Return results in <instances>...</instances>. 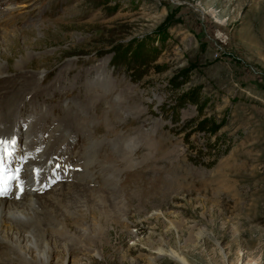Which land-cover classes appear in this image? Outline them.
<instances>
[{
	"label": "rangeland",
	"instance_id": "rangeland-1",
	"mask_svg": "<svg viewBox=\"0 0 264 264\" xmlns=\"http://www.w3.org/2000/svg\"><path fill=\"white\" fill-rule=\"evenodd\" d=\"M10 7L0 69L22 63L47 88L24 91L14 112L73 168L40 196L80 223L66 227L80 246L53 264H182L157 249L187 264H264V0ZM104 76L107 95L93 84Z\"/></svg>",
	"mask_w": 264,
	"mask_h": 264
},
{
	"label": "bare ground",
	"instance_id": "bare-ground-1",
	"mask_svg": "<svg viewBox=\"0 0 264 264\" xmlns=\"http://www.w3.org/2000/svg\"><path fill=\"white\" fill-rule=\"evenodd\" d=\"M23 66L24 64L17 63L14 67L16 71V74L14 75H8L9 70H3L4 68L2 67V69H0V104L3 107V113L0 115V125L4 124L5 128L8 127L7 131L9 132L11 126L15 123V120L13 119L14 106L16 102H20V99L24 96V91H35L33 94L38 97L41 96V94H44L47 89L45 87L44 90H42V87V89L37 90L36 88L41 85L43 80L39 79L34 74H27L24 71L25 68ZM66 70L67 73L74 71L72 68H67ZM86 73V71L80 72L79 75L75 76V79L85 76ZM5 74H7V76H4ZM63 79L64 77H62L60 81L64 82ZM93 82V84H96L94 85V89L100 88L105 95L112 92L113 85L109 77H98L93 80ZM52 85L54 86V83L50 84V86ZM21 112L23 111L21 110ZM46 118L47 116L40 118V124H37L39 122L37 121L35 125L43 126L46 123ZM36 139H38V136H36ZM2 140L5 141V143H8L4 137H2ZM34 145H39V141H36ZM30 147L31 149L29 150V153L31 163H36V153L38 148L36 146ZM2 150L3 149L0 148V156ZM124 153H127V150H125ZM51 158L47 157V159L41 163V167H43V173L41 174L43 180L40 182L38 195L32 193V180L28 182L29 179L24 180L23 178V183L20 182V186L23 190L18 193V197H16L14 192L10 197L11 200L0 201V252L3 253V255H0V264H3L4 260L6 261L7 259L18 264H53L55 260V252L61 253V250L65 251L67 249V244L71 245L72 243L73 245H78L77 247L80 246L79 243L75 244L74 241L68 238L66 231V227L73 225L78 226L80 224L78 223V218L75 217L71 211L63 212L61 215V209L56 206L57 204L55 205V203H60L57 201L56 196L49 197V202L52 203L50 205L41 201V190L44 189V182L49 180L50 176V171L46 168L49 163L48 161ZM27 168L30 169L31 167L27 166ZM23 171L27 172V170L20 169V172ZM78 181H81V179ZM29 185L32 187V190ZM19 194H21L20 198ZM48 196L50 195L48 194ZM37 204L42 205V208L46 209L43 215L38 214V211L36 210ZM91 212L93 214L95 211ZM70 221L73 225H69ZM53 244L55 249L51 248ZM156 253L158 257L169 256L182 264H187L183 258L179 257L173 251L157 249Z\"/></svg>",
	"mask_w": 264,
	"mask_h": 264
},
{
	"label": "snow or ice",
	"instance_id": "snow-or-ice-1",
	"mask_svg": "<svg viewBox=\"0 0 264 264\" xmlns=\"http://www.w3.org/2000/svg\"><path fill=\"white\" fill-rule=\"evenodd\" d=\"M14 143V141H13ZM0 148L4 149V151H7L6 147H5V141L0 140ZM8 155H11V153H7ZM3 171V156H0V172ZM19 172V170H17V173ZM20 177L18 175H13L12 177H10V179H19ZM0 179H2V177H0ZM23 189H21L22 191ZM5 195V190L3 188H0V196Z\"/></svg>",
	"mask_w": 264,
	"mask_h": 264
}]
</instances>
